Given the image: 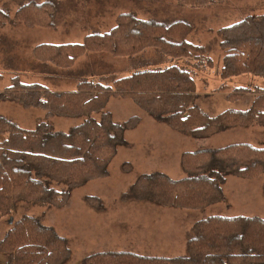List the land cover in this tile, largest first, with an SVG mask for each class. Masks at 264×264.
I'll return each mask as SVG.
<instances>
[{"label":"trees","instance_id":"trees-1","mask_svg":"<svg viewBox=\"0 0 264 264\" xmlns=\"http://www.w3.org/2000/svg\"><path fill=\"white\" fill-rule=\"evenodd\" d=\"M182 1L199 6L211 0ZM54 18L51 4L22 7L13 19L0 10V28L13 23L54 29ZM134 23L137 20L124 15L108 34L88 35L80 44L40 45L33 55L41 65L51 63L61 69L73 67L87 54L131 58L155 48L170 56L167 69L139 71L114 81L112 86L97 82L93 73L91 79L78 83L76 91L63 93L38 83L24 84L17 75L12 86L0 90V104L11 102L24 109H40L47 118L84 119L65 133L54 131L47 120L35 130H26L0 116V220L13 214L19 202L63 207L72 190L108 176V167L119 147L129 145L126 132L140 123L139 117L114 122L107 110L112 97L131 99L155 121L183 135L208 137L228 128H248L254 126L252 120L257 118L262 121L257 125L264 126L261 90L253 109L247 113L226 111L208 118L198 110L194 98L186 93L195 89L194 79L180 61L185 63L194 53H203L185 40L190 33L187 23L180 20ZM218 34L225 53L223 81L242 75L264 79V16L247 17ZM2 80L0 74V84ZM248 93H251L248 88H237L227 98L236 100ZM181 167L186 173L181 180L159 172L140 176L122 200L192 211L223 203L226 201L223 186L228 177L252 180L264 174V148L234 144L184 153ZM59 184L66 189L59 191L54 187ZM96 200L89 199L91 203ZM0 247L8 256L7 264H67L72 257L68 240L32 217L16 221ZM82 264H264V219L212 216L200 220L187 234L186 254L180 257L106 251L87 256Z\"/></svg>","mask_w":264,"mask_h":264},{"label":"rangeland","instance_id":"rangeland-1","mask_svg":"<svg viewBox=\"0 0 264 264\" xmlns=\"http://www.w3.org/2000/svg\"><path fill=\"white\" fill-rule=\"evenodd\" d=\"M45 4H51L54 9V29L13 23L0 28L1 91L12 86V79L17 75L24 84L38 83L53 92L63 93L76 89L79 82L91 79L93 73L97 82L112 86L114 81L131 72L132 75L139 71L167 69L171 64L170 56L155 48H148L131 58L107 53L87 54V59L81 58L73 67L61 69L51 63L41 65L33 55L40 45L80 44L88 35L108 34L124 15L137 23L180 20L189 25L190 33L185 40L200 48L203 54L194 53L185 59V63L180 61L194 79L195 89L186 93L194 98L198 110L208 118L226 111L250 112L259 97L257 92L264 91V79L259 76L242 75L226 82L221 79L225 53L218 34L221 29L247 17L264 16V0H211L199 6L186 5L182 0H0V10L13 19L22 7ZM113 72L117 76L105 75L103 79L99 76ZM237 88H248L251 93L229 100L227 97ZM109 103L107 110L114 122L139 117L140 123L136 129L126 132L129 145L119 147L108 167V176L72 190L63 207L17 203L13 214L0 220V244L16 221L32 217L68 240L72 257L67 264H82L87 256L106 251L174 258L186 254L187 234L200 220L212 216L264 219V174L252 180L228 177L223 186L226 201L202 210H178L147 201L122 200L142 175L159 172L174 180L185 178L186 173L181 167L184 153L234 144L264 148V126L257 125L261 120L253 119L254 126L248 128H228L219 134L197 137L183 135L158 123L129 98L112 97ZM1 115L26 130H35L47 120L54 131L65 133L84 120L47 118L43 110L24 109L11 102L0 104ZM54 187L59 191L66 189L63 184ZM90 198L97 200L91 203ZM7 261L8 256L0 247V264H7Z\"/></svg>","mask_w":264,"mask_h":264},{"label":"crops","instance_id":"crops-1","mask_svg":"<svg viewBox=\"0 0 264 264\" xmlns=\"http://www.w3.org/2000/svg\"><path fill=\"white\" fill-rule=\"evenodd\" d=\"M83 36V35H82ZM52 45H54V44H52ZM64 45V44H63ZM90 56V55H89ZM86 57V59H87V57H88V55H86V56H84L83 57V59ZM92 70H93V68H92ZM131 73H133V72H131ZM131 73L130 74H127V75H125V76H129V75H131ZM101 74H103V73H101ZM101 74H99V76H101V78L103 79L104 77H105V75H116L117 76V73L116 72H113V73H105L104 75H101ZM76 89H77V87H76ZM76 89H75V87H74V89H71V90H64L65 92H67V91H76ZM63 91V90H62ZM113 100V99H112ZM110 104V103H109Z\"/></svg>","mask_w":264,"mask_h":264},{"label":"water","instance_id":"water-1","mask_svg":"<svg viewBox=\"0 0 264 264\" xmlns=\"http://www.w3.org/2000/svg\"><path fill=\"white\" fill-rule=\"evenodd\" d=\"M12 222H13V218L10 219V224H12Z\"/></svg>","mask_w":264,"mask_h":264}]
</instances>
